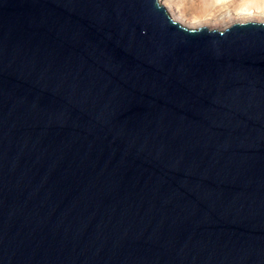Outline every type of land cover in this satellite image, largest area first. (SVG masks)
I'll return each instance as SVG.
<instances>
[{"label":"water","instance_id":"obj_1","mask_svg":"<svg viewBox=\"0 0 264 264\" xmlns=\"http://www.w3.org/2000/svg\"><path fill=\"white\" fill-rule=\"evenodd\" d=\"M0 264H264V23L0 0Z\"/></svg>","mask_w":264,"mask_h":264},{"label":"bare ground","instance_id":"obj_2","mask_svg":"<svg viewBox=\"0 0 264 264\" xmlns=\"http://www.w3.org/2000/svg\"><path fill=\"white\" fill-rule=\"evenodd\" d=\"M159 4L173 21L190 29L264 23V0H159Z\"/></svg>","mask_w":264,"mask_h":264},{"label":"rangeland","instance_id":"obj_3","mask_svg":"<svg viewBox=\"0 0 264 264\" xmlns=\"http://www.w3.org/2000/svg\"><path fill=\"white\" fill-rule=\"evenodd\" d=\"M214 29H216V30H219V31H222V30H224L225 28L224 27H217V28H214Z\"/></svg>","mask_w":264,"mask_h":264}]
</instances>
